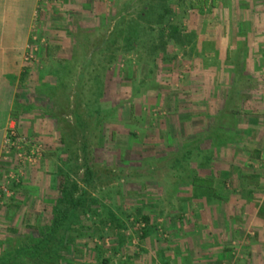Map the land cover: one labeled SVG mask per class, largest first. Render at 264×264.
<instances>
[{"label": "rangeland", "instance_id": "1", "mask_svg": "<svg viewBox=\"0 0 264 264\" xmlns=\"http://www.w3.org/2000/svg\"><path fill=\"white\" fill-rule=\"evenodd\" d=\"M146 1L95 0L32 40L28 114L21 127L13 119L20 139L6 143L7 128L1 145L0 191L11 193L0 200V256L47 221L63 143H83L85 128L74 129L71 116L78 106L86 124L100 108L111 112L87 141L89 190L104 217L113 209L125 225L95 240L120 243L104 255L110 264H264V0H184L181 45L151 47L158 31L148 30L131 48L126 26L146 22ZM166 51L175 59H161ZM68 60L73 70L51 108L62 120L52 121L37 94ZM72 169L82 187L85 167ZM200 178L213 187L192 184ZM143 214L155 229L145 238Z\"/></svg>", "mask_w": 264, "mask_h": 264}, {"label": "trees", "instance_id": "2", "mask_svg": "<svg viewBox=\"0 0 264 264\" xmlns=\"http://www.w3.org/2000/svg\"><path fill=\"white\" fill-rule=\"evenodd\" d=\"M182 4H184V0H147L144 3L143 12L139 15L140 20L146 22L140 25L139 21L135 19L129 20L126 26L128 32L126 44L133 48L139 44L148 30H157L155 41L152 42L151 47L159 45L165 48L170 44L174 46L181 45L189 36L186 34V29L178 17L181 12L179 7ZM112 40L109 39L107 45H110ZM154 49H157V47ZM163 54L161 56L163 60L175 59L173 54L166 56L170 54L168 51ZM72 62L74 61L72 60ZM72 62L66 61L60 74L58 71H54L55 77L52 83H47L44 91L37 94L36 100L45 104L44 107L39 109L44 110L52 121L53 119L62 120L59 117V112L51 110V108L53 109V106L57 105L59 101L58 94L66 82L65 74H70L73 70ZM102 112L101 108L98 109L95 113L96 119L93 123H87V125V121L84 122V118L79 112V107L77 106L76 109L72 110L71 116L75 119L74 129L80 128L81 130L85 128L82 130L84 131V138L81 149L76 148V150H73L70 147L71 141L69 144H67L68 141L63 143V149L60 152V155L64 156L62 161L65 164L60 170L63 177L60 179V185H58L57 189L58 197L53 201L47 221L39 227L38 231L35 233L31 232L24 240L22 246L12 248L11 251L3 250V254L0 256V264H89L87 257L90 254L93 255V259L96 262L101 261L100 264H110V257L107 258L104 255L111 249L114 250V253L120 250L119 246L121 245L117 241L113 242L109 249L104 248L102 244L95 241L96 239L102 240L106 231L111 232L115 227L121 230L125 227L113 209L109 211L108 216H103L101 211L103 204L89 190L93 180V170L89 165V146L87 141H89L90 137H93L94 131L103 132L106 118L111 112ZM89 132L91 134L88 136ZM79 160L83 161L81 165L78 164ZM73 163H76L79 169L81 166L85 167L84 185L82 187L78 185L77 181L72 179ZM170 163H173V160ZM192 184L208 189L213 187L214 181L200 178ZM141 218V221H144L142 237L145 238L153 233L155 229L151 225L149 216L143 214ZM115 234L119 237L121 232L117 231ZM75 254L77 257H75ZM74 257L78 262H75ZM80 260H83V262H80Z\"/></svg>", "mask_w": 264, "mask_h": 264}, {"label": "crops", "instance_id": "3", "mask_svg": "<svg viewBox=\"0 0 264 264\" xmlns=\"http://www.w3.org/2000/svg\"><path fill=\"white\" fill-rule=\"evenodd\" d=\"M94 1L0 0V163L3 161L1 145L7 128L13 124L14 117L17 119V126L21 127L20 118L28 114L25 110L29 108L30 102L27 100L30 99V94H24L22 87L24 84L28 85L27 81L32 73V65L26 61L29 56L33 57L30 55L33 52L32 40L37 39V35L41 39L43 24L61 29L64 25L59 24L56 17L60 18L66 12L80 16L76 13L88 10ZM74 20L78 23L75 18ZM46 52H49L48 49ZM46 52L41 55H49ZM39 54L35 51V55ZM224 215V211L221 212L220 218L223 219Z\"/></svg>", "mask_w": 264, "mask_h": 264}, {"label": "built area", "instance_id": "4", "mask_svg": "<svg viewBox=\"0 0 264 264\" xmlns=\"http://www.w3.org/2000/svg\"><path fill=\"white\" fill-rule=\"evenodd\" d=\"M30 56L27 58V60H29ZM32 58V57H31ZM18 133L16 131V127L14 124L10 125V127L8 128V134L6 136V143H10V145H14L15 144V141L14 140H19L20 138L18 137ZM24 141L26 140L25 138H22ZM33 156V155H32ZM32 156L28 157L27 159H29L28 161L30 163H33L34 162V159H32ZM10 191L8 190V188H1V191H0V200L2 199V196H10Z\"/></svg>", "mask_w": 264, "mask_h": 264}]
</instances>
